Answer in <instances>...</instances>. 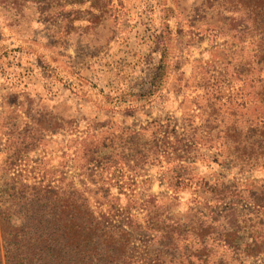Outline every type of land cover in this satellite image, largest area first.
Instances as JSON below:
<instances>
[{"label": "rangeland", "instance_id": "rangeland-1", "mask_svg": "<svg viewBox=\"0 0 264 264\" xmlns=\"http://www.w3.org/2000/svg\"><path fill=\"white\" fill-rule=\"evenodd\" d=\"M49 1L53 3V0H27L11 6V2L0 0V201L6 198L10 178L61 184L64 177L84 190L96 212L100 209L106 212L113 203L118 209L108 210L109 215H118L113 216L118 219L113 223L120 220L129 229L133 225L128 222L144 221V203L154 199L163 204V210L173 219H184L190 207L207 215L231 207L243 216L239 225L244 232L256 228L264 233V203L253 204L243 192L250 184L256 185L253 189L256 193L264 190V168L239 172L236 164L220 151L218 142L203 144L189 140L182 125L183 111L198 114L196 104L203 102L198 95L204 90L191 79L194 59H201L214 74L225 72L223 60L211 53V47L215 44L223 47V40L229 38L215 30L206 31L207 22L217 19L211 16L207 3L221 0H165L177 8L174 70L148 105L111 111L95 106L91 101L94 91L86 85L78 84L79 91L74 92L60 82L57 76L61 74L60 68L52 54H63L78 73L110 96L138 91L149 84L160 59L158 37L163 0H122L125 6L122 17L104 19L97 30L85 34L72 32L64 41H58V37L65 13L55 10ZM47 5L51 7L49 10L44 9ZM235 47L225 45L228 49ZM54 67L56 73L52 72ZM200 118H204L201 113L194 116V123L200 125ZM153 121L161 125L156 133L160 149L165 147L169 152L167 157H160L161 161L144 164L138 154L134 164L131 157L147 149L146 140L138 136L129 153L125 146L119 154L128 153L125 158L131 160L127 163L116 154L111 164L102 160L99 166L90 164L88 171L81 167L86 159L82 156L81 141L88 135L110 125L137 130ZM163 139L168 143L162 142ZM10 155H19L14 164ZM179 156L182 159L179 162L189 167L190 174L179 189L168 190L166 171ZM221 177L234 181L242 194L217 203L214 194L201 193L196 185L200 181L214 185ZM146 238L145 234L135 233L134 245H142ZM244 264H264V253L244 259Z\"/></svg>", "mask_w": 264, "mask_h": 264}, {"label": "trees", "instance_id": "trees-1", "mask_svg": "<svg viewBox=\"0 0 264 264\" xmlns=\"http://www.w3.org/2000/svg\"><path fill=\"white\" fill-rule=\"evenodd\" d=\"M6 1L13 6L16 1L27 0H3ZM53 3L55 10L65 13L58 41H64L72 32L81 35L97 30L104 19L122 17L125 8L122 0H53ZM161 7L160 59L146 87L110 96L78 73L61 53L52 54L61 72L57 74L58 80L74 92L79 91L78 84L86 85L94 91L91 101L100 109L133 110L148 105L173 72L177 52V8L165 0ZM207 7L217 19L207 22L206 31L215 30L229 38L223 40V47L218 44L211 47V53L223 60L225 72L214 74L201 59H194L191 79L204 90L198 95L203 102L196 104L204 118H200V125L195 124L194 116L199 113L184 110V135L203 144L218 142L220 151L236 164L239 172L264 168V0L211 1ZM50 8L47 5L44 9ZM223 11L231 14L227 16ZM226 44L236 47L228 49ZM52 70L57 72L55 67ZM160 127L157 121L137 130L110 125L88 135L81 141L82 156H86L81 167L88 171L90 164L99 166L102 160L111 164L116 154L127 163L129 159L125 157L132 145L137 144L134 139L138 136L146 140L147 149L131 157L134 164L138 154L144 164L161 161L160 157H167L169 152L165 147L160 149L157 143ZM173 137L176 140L178 136ZM162 142L168 143L165 139ZM124 147L128 150L127 155H122L125 159L119 155ZM19 155L9 156L12 164ZM181 160L177 157V162L166 171L168 190L179 189L190 174L189 167L180 163ZM62 180L64 183L52 184L10 178L6 198L0 201V264H244V259L264 253V233L256 228L244 232L239 225L243 216L231 207L211 215L190 207L184 219H173L163 210V204L153 199L144 203V221L128 222L133 225L129 229L120 220L113 223L114 219L118 220L113 217L118 215L108 212L118 211L113 203L106 212L102 209L96 212L84 190L72 180L64 177ZM196 185L201 193L214 194L217 203L242 194L234 181L223 177L214 185L205 181ZM255 187L250 184L243 192L250 202L263 206L264 190L256 193ZM137 232L147 236L139 246L134 245Z\"/></svg>", "mask_w": 264, "mask_h": 264}]
</instances>
